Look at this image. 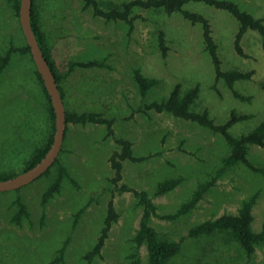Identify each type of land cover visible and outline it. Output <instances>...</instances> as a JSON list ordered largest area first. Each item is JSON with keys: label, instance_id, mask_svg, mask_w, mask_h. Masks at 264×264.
Wrapping results in <instances>:
<instances>
[{"label": "rangeland", "instance_id": "obj_1", "mask_svg": "<svg viewBox=\"0 0 264 264\" xmlns=\"http://www.w3.org/2000/svg\"><path fill=\"white\" fill-rule=\"evenodd\" d=\"M96 1L105 10L128 0ZM230 1L264 24V0ZM33 4L43 42L62 75L59 86L66 111L97 113L112 120L113 135L105 124L67 123L58 163L49 173L0 193V264H148L145 242L135 239L143 207L133 190L145 191L154 205L148 223L158 238L180 243L167 264H264L262 244L248 256L227 232L188 236L205 220L237 214L251 197H255L251 228L261 230L264 148L248 149L249 161L259 170L241 163L225 167L222 160L229 147L221 135L170 113L146 109L166 98L176 84L181 91L197 87L191 110H207L216 124L224 123L231 111L247 115L229 131L234 136L250 131L264 117V45L259 34L250 29L243 34L240 55L234 47L238 22L230 13L203 2L184 5L208 20L221 70L252 71L249 79L233 84L241 99L216 76L201 24L179 12L134 8L128 24L96 16L82 0H33ZM160 32L165 52L159 48ZM24 45L12 2L0 0V57ZM89 60L102 65L70 68ZM135 69L157 80L145 95L134 81ZM34 70L28 53L12 51L0 72V173L20 172L52 131L48 101ZM117 138L129 140L133 156L143 159L123 161L121 179L113 182L109 157L119 149ZM58 165L65 170L59 191L42 204ZM168 178L180 182L158 193V182ZM200 184L208 187L196 206L171 217ZM17 198L26 209L19 222L13 220ZM110 201L116 219L100 252L88 260L86 253L99 237Z\"/></svg>", "mask_w": 264, "mask_h": 264}, {"label": "trees", "instance_id": "obj_2", "mask_svg": "<svg viewBox=\"0 0 264 264\" xmlns=\"http://www.w3.org/2000/svg\"><path fill=\"white\" fill-rule=\"evenodd\" d=\"M12 2L13 8L15 9L16 15H18L19 0H7ZM86 6H90L93 13L96 16H101L107 21H117L121 20L128 24H131L132 19L130 17L131 11L134 8H142L147 10H161L166 14H172L174 12H179L185 19L189 20L191 23H200L202 26V36L206 49L214 66L215 74L218 78L223 79L226 85L232 89L233 94L236 97L243 99L236 91L233 90V84L237 80L249 79L252 75V71L241 72L238 70H228L223 71L220 67V60L217 55V47L211 36V30L208 20L201 14L193 12L184 8V5L188 2H203L207 5L213 6L218 9H222L230 13L238 22L237 32L234 39V47L238 54L243 55L240 40L243 34L248 30L256 31L264 45V24L261 19L255 18L250 13L241 10L237 4L230 0H128L123 1L120 4H109V6L104 10L101 9L96 0H82ZM34 4L32 0L31 5V27L37 38L39 46L42 50L43 56L45 57L52 73L55 78L56 83L63 99V92L59 86V82L62 75L59 74L55 68L53 61L49 56L47 47L43 42L42 33L37 25L34 13ZM159 48L162 52L166 51V46L164 43L163 33L160 32L158 36ZM12 51H18L20 53H28L29 47L25 44L23 47L11 48V51H7L4 56L0 57V72L7 65L9 61V55ZM30 55V54H29ZM31 59V56H30ZM32 61V59H31ZM73 65L81 67H91V66H101L102 64L96 60H89L87 62H76ZM34 73L38 80L40 81L44 94L48 101V113L51 121V132L48 135L47 141L42 146L36 148L31 154V159L26 164V166L21 170H26L32 165H34L47 151L52 140L53 132V120L54 115L49 102L48 95L43 87L40 75L36 70ZM134 81L138 86V90L141 95L145 93L157 83L154 78L145 77L140 70H134ZM262 87L264 88V79L262 81ZM198 96V88L193 87L186 91H181L179 84H176L168 96L159 101H153L146 106V109L154 110L155 112H166L170 113L174 117L191 121L199 126H202L213 133H218L224 139L229 147V153L222 160L223 166H233L236 164H244L251 170H259L256 168L248 159V149L250 145H257L264 148V117L263 119L250 131L241 134L239 136H234L230 133V127L237 121L247 118V115H237L235 111H231L229 118L222 124H216L210 117L207 110L203 111H193L191 106ZM65 119L66 123L72 124H86V123H101L105 124L107 127V132L109 135H113V130L111 129L112 120L102 117L97 113L91 112H68L65 109ZM116 143L119 145L118 150H114L110 157L109 163L110 167L114 172L112 178L113 182H117L121 179V171L123 167V161H140L143 157H135L132 154V144L129 140L123 138H117ZM58 163V158L54 164ZM53 164V165H54ZM52 165V166H53ZM51 169V168H50ZM50 169L45 173H49ZM20 171V172H21ZM18 173V172H17ZM16 173H0V180L12 177ZM65 174L64 167L58 165L56 170V175L53 180L49 183L42 194V204H45L47 200L56 192L59 191L60 183ZM180 182L179 178H168L164 179L157 184V192L165 193L173 189ZM208 187V184H200L198 188L193 192L191 197L184 202L171 217H176L178 215L186 214L191 209H193L197 202L202 197V194ZM126 188V187H123ZM133 193L138 198L139 203L143 207V214L139 223V229L135 237L138 243L145 242L148 252V264H167L168 260L175 256L180 250V243L175 241H167L158 238L155 229L149 225L148 219L154 210V205L151 203L147 197L145 191H135ZM255 202V197H251L244 201L241 205L237 214H224L217 218L211 220H205L188 232L190 237H201L209 236L215 233L227 232L235 239L240 247L245 251V253L250 256L257 245H264V225L261 230L253 231L251 228L252 222V207ZM18 211L15 214L13 220L19 222L22 214L26 212L25 205L17 198L13 202ZM116 219V212L113 208L112 201L108 202L106 217L103 221V226L101 228L99 237L94 244V246L86 253V258L90 260L94 255H97L107 237L108 231L112 223ZM61 251V250H60Z\"/></svg>", "mask_w": 264, "mask_h": 264}, {"label": "water", "instance_id": "obj_3", "mask_svg": "<svg viewBox=\"0 0 264 264\" xmlns=\"http://www.w3.org/2000/svg\"><path fill=\"white\" fill-rule=\"evenodd\" d=\"M31 5L32 0H19L17 17L25 44L29 47V54L35 70L40 75L54 115L52 140L45 154L34 165L16 173L12 177L0 180V193L16 190L32 183L43 176L52 167L60 153L67 125L65 119V106L58 84L43 56L42 50L31 27Z\"/></svg>", "mask_w": 264, "mask_h": 264}]
</instances>
